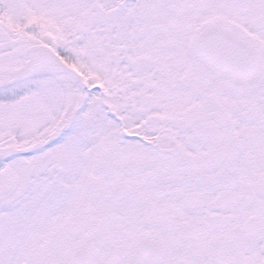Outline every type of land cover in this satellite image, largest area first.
Segmentation results:
<instances>
[{"label":"flooded vegetation","instance_id":"obj_1","mask_svg":"<svg viewBox=\"0 0 264 264\" xmlns=\"http://www.w3.org/2000/svg\"><path fill=\"white\" fill-rule=\"evenodd\" d=\"M36 2L0 0V84L77 76L0 88V264H264V0Z\"/></svg>","mask_w":264,"mask_h":264},{"label":"water","instance_id":"obj_2","mask_svg":"<svg viewBox=\"0 0 264 264\" xmlns=\"http://www.w3.org/2000/svg\"><path fill=\"white\" fill-rule=\"evenodd\" d=\"M195 46L197 47V49H194V55L197 58H200L201 52H202V49H199L201 46L200 36L198 37V39L195 43ZM208 51L211 54L215 53V49H208ZM207 54H208V52H207ZM51 61L52 62L57 61L56 57L53 56V59L48 58L46 61L47 63H41V64L39 63V61H35V60L31 59L30 62L25 65V67H23L20 70L15 72L13 78L10 81L5 82V83L1 84L0 86L12 85V84H15L19 81L25 80L27 78L40 76L41 74H43V75H55L58 73L67 72L68 74L75 76V74L71 70H69L67 68H63L62 67L63 65L60 62L57 64V66H55V64H51ZM44 65H46V67H43Z\"/></svg>","mask_w":264,"mask_h":264},{"label":"rangeland","instance_id":"obj_3","mask_svg":"<svg viewBox=\"0 0 264 264\" xmlns=\"http://www.w3.org/2000/svg\"><path fill=\"white\" fill-rule=\"evenodd\" d=\"M38 1H40L42 4H45L46 2H48V1H50V0H38ZM89 0H77V3H78V6H79V8H81L82 6L83 7H86L88 4H89V2H88ZM91 2L93 1L94 3H95V1L96 0H90ZM28 2H29V4L32 6H37V7H40V9L42 8H44V6H39V4H38V2H36V0H28ZM62 2H63V7L65 6V5H68V3H69V0H62ZM97 3V2H96ZM56 4V3H55ZM54 9H55V5L53 4L52 5V7H51V10H49V9H47V13H50V12H52L53 13V11H54ZM48 20H51V18L48 16ZM36 85H38V84H36ZM16 92H20L19 93V95H18V97H16V100H15V106H18V105H20V102H21V100L24 98L23 96L25 95L24 93H23V91L25 92V90H24V88H23V85H19L17 88H16V90H15ZM14 91V92H15ZM4 93H6L7 91H3ZM15 92V93H16ZM32 91H30V94L28 95V96H30L31 97V99L32 100H34L35 99V96L34 95H32V93H31ZM21 99V100H20ZM6 101H7V98H6ZM2 103L0 102V107H2ZM2 135H5V134H2V133H0V137L2 136ZM53 206H54V204H53ZM55 207V206H54Z\"/></svg>","mask_w":264,"mask_h":264},{"label":"bare ground","instance_id":"obj_4","mask_svg":"<svg viewBox=\"0 0 264 264\" xmlns=\"http://www.w3.org/2000/svg\"><path fill=\"white\" fill-rule=\"evenodd\" d=\"M94 124L95 122H92L86 131L85 141L82 145L84 149H92L98 140L99 133L96 131Z\"/></svg>","mask_w":264,"mask_h":264}]
</instances>
